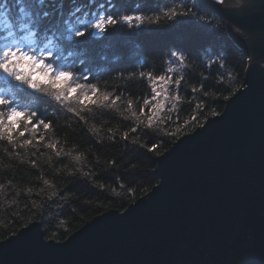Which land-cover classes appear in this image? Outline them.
Returning <instances> with one entry per match:
<instances>
[{
    "label": "trees",
    "instance_id": "trees-1",
    "mask_svg": "<svg viewBox=\"0 0 264 264\" xmlns=\"http://www.w3.org/2000/svg\"><path fill=\"white\" fill-rule=\"evenodd\" d=\"M97 2L109 3V0H46V4L39 7L56 12L62 8L66 12L69 8L84 5L85 11H89L96 7ZM111 2L116 5L112 10L118 13L142 12L151 15L162 8L178 4L180 0ZM6 6L12 8V21L18 28L20 21L17 20L13 0H0V9H6ZM204 7L215 17V27L211 32L202 31L199 28L202 22L193 18H180V23L162 19L160 25L145 26L142 30H129L121 26L103 41L87 42L90 55L96 57L100 65L96 68L98 73L106 71L104 65L125 73H136V78L132 80L116 79L114 74L99 77L97 82L102 91L113 92L120 95L121 99L112 108L98 113L95 119H90L86 126L88 131L71 117L66 118L58 113L54 136L50 137L43 129L38 132V135L46 138L37 145L39 151L32 146L14 147L13 144L0 141V240L37 220L42 225L46 239L55 237L54 240L60 241L97 214L108 209L123 210L157 183L154 173L157 155L140 149L130 140L136 139L139 144L148 146L153 143L162 145L158 151L163 153L179 137L193 131V127H198L196 125L203 124L212 116V111H222L226 103L223 96L243 86L248 55L229 34L225 20ZM7 30L5 25H0V35H5ZM193 37L194 42L191 40ZM199 44L210 45L213 53L223 49L221 54L226 53L228 56L223 61L224 67L213 64L209 69L205 63H196L191 59L185 66L169 62V50L181 46L196 47ZM211 59L218 57L213 54ZM205 60L209 58L206 56ZM169 67L175 70V75L185 76L180 100L173 99L172 89L169 88L157 98L164 105L162 109L145 106V100L151 101L153 105L157 100L152 99L151 83L146 79L141 80L139 72L164 75ZM204 76L209 77L205 91L210 94L203 96L193 93L191 87H198L200 78ZM163 88L161 84L157 90ZM149 117L152 118L151 128H145ZM93 127L98 131L92 132ZM133 127L138 131L131 132ZM125 132L129 133V141L121 139ZM171 133H175V137ZM113 134L116 136L115 143L108 139ZM27 138H31L29 133L19 138V142ZM49 142L56 143V149H48L46 145ZM56 151L61 152L60 157L56 156ZM113 158L119 162L115 169L108 164ZM32 161H35V166ZM81 170L92 173L91 182L76 178H73L76 182H70L69 173H76L79 177ZM44 180H48L49 184L45 185ZM92 183L102 184L103 190L92 187ZM52 191H60L68 197L67 202L60 200L62 208L52 201L45 203ZM33 202L43 205L42 217L37 216V210L32 207Z\"/></svg>",
    "mask_w": 264,
    "mask_h": 264
},
{
    "label": "water",
    "instance_id": "water-1",
    "mask_svg": "<svg viewBox=\"0 0 264 264\" xmlns=\"http://www.w3.org/2000/svg\"><path fill=\"white\" fill-rule=\"evenodd\" d=\"M205 6L249 54L241 93L157 156V184L123 210L62 241L34 220L0 240V264H264V0Z\"/></svg>",
    "mask_w": 264,
    "mask_h": 264
},
{
    "label": "snow or ice",
    "instance_id": "snow-or-ice-1",
    "mask_svg": "<svg viewBox=\"0 0 264 264\" xmlns=\"http://www.w3.org/2000/svg\"><path fill=\"white\" fill-rule=\"evenodd\" d=\"M13 2L18 14L17 20L20 21L18 28L12 21V8L6 6V9H0V25H5L8 29L5 35H0V141H6L14 147L32 146L37 151H39L37 145L41 140L46 139L43 135H38L41 129L48 132L50 137L56 134L55 122L58 113L66 118L71 117L79 125L85 126V131H88L86 126L90 119H95L98 113L102 114L103 110L116 105L121 96L102 91L97 82L101 75L114 74L116 79L136 78L134 71L125 73L110 65H104L106 71L98 73L96 68L100 65L96 57L90 55L88 41H103L115 34L121 26L129 30H142L145 26L160 25L162 19L180 23L182 22L180 18H193L202 22L199 28L204 32H211L215 27L214 15L204 7L206 0H189V2L180 0L178 4L162 8L151 15H145L142 12L118 13L112 10L116 5L111 0L108 4L101 3L89 11H85L84 5H80L69 8L66 12L62 8L56 12L39 7L45 5L46 0H13ZM212 3L216 6H224L226 0H212ZM218 10L220 9H215V11ZM191 40L194 42L195 38ZM210 49L211 46L208 44L177 47L169 50V62L185 66L191 59L196 63H205L209 69L213 64L223 68V61L228 59L227 54H221L223 49L216 50L215 53ZM213 54L218 59H211ZM206 56L209 60H205ZM250 60L255 59L252 56ZM174 71L169 67L164 75L139 72L141 80L146 79L151 83L153 100H157L161 92H167L169 88L172 89L173 99L180 100V92L185 86V76L175 75ZM200 79L199 86H192L191 91L207 96L210 94L205 91L209 77L204 76ZM161 84L164 88L157 90ZM237 92L241 93L240 88L230 90V94L223 96V99H232L233 96L236 98ZM144 104L155 109L164 107L158 100L154 105L149 100H145ZM211 115L221 116L222 114L212 111ZM151 123L152 118L149 117V123L145 128H151ZM196 126L204 128V124ZM192 130L195 131V127ZM91 131L98 130L93 127ZM137 131L135 127L131 129L133 133ZM25 133H29L31 138L24 139L20 143L19 138L25 137ZM170 135L175 137L176 134ZM108 139L115 143V134ZM121 139L129 141V133L125 132ZM97 143L102 144L103 141H97ZM130 143L154 155L162 154L158 151L162 145L156 143L151 146L143 145L136 139H131ZM46 147L54 150L56 143L49 142ZM60 155L61 152L56 151V156L60 157ZM32 164L35 166V161H32ZM108 164L112 169L119 166L115 158L109 160ZM81 172L79 177L76 173H69L70 182H76V179H79L90 183L92 173L82 170ZM43 183L47 185L49 181L44 180ZM91 186L101 190L104 188L102 184L92 183ZM60 200L67 202L68 197L63 196L60 191H52L48 194V200L45 203L52 201L62 208ZM32 207L37 210V216L44 215L43 205L33 202ZM53 238L55 237H50V239Z\"/></svg>",
    "mask_w": 264,
    "mask_h": 264
},
{
    "label": "bare ground",
    "instance_id": "bare-ground-1",
    "mask_svg": "<svg viewBox=\"0 0 264 264\" xmlns=\"http://www.w3.org/2000/svg\"><path fill=\"white\" fill-rule=\"evenodd\" d=\"M96 1H97V0H96ZM101 3L108 4V3H105V2H97L95 5L97 6V5L101 4ZM212 12H213V11H212ZM213 13H214V12H213ZM214 14H215V13H214ZM216 15H217V14H216ZM217 16H218V15H217ZM221 112H222V111H221ZM221 112H220V113H221ZM190 132H191V131H190ZM168 149H169V148H168ZM168 149H166V150H168ZM155 169H156V168H155ZM154 173H155V172H154ZM78 228H79V227H78ZM78 228H77V229H78ZM77 229H76V230H77ZM74 231H75V230H74ZM74 231H73V232H74ZM63 240H64V239H63ZM60 241H62V240H60Z\"/></svg>",
    "mask_w": 264,
    "mask_h": 264
},
{
    "label": "rangeland",
    "instance_id": "rangeland-1",
    "mask_svg": "<svg viewBox=\"0 0 264 264\" xmlns=\"http://www.w3.org/2000/svg\"><path fill=\"white\" fill-rule=\"evenodd\" d=\"M242 48V47H241ZM243 49V48H242ZM247 55H248V59H249V54H248V52H247ZM248 64H249V62H248ZM243 86H244V82H243ZM243 86H241V87H243ZM223 109H224V107H223ZM223 109H222V111H223ZM155 172V171H154ZM157 179V178H156ZM157 182H158V179H157ZM157 184V183H156ZM155 185V184H154ZM153 187V186H152ZM16 233V232H15Z\"/></svg>",
    "mask_w": 264,
    "mask_h": 264
}]
</instances>
